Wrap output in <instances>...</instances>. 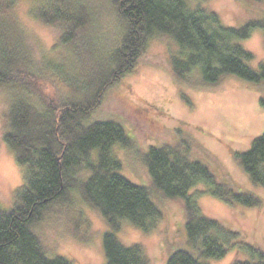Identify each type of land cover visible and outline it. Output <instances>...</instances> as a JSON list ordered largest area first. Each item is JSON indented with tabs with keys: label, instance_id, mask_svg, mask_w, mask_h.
<instances>
[{
	"label": "trees",
	"instance_id": "1",
	"mask_svg": "<svg viewBox=\"0 0 264 264\" xmlns=\"http://www.w3.org/2000/svg\"><path fill=\"white\" fill-rule=\"evenodd\" d=\"M91 1L43 0L36 9L39 20L63 30L61 41L72 48L80 62L86 87L79 96L57 100L61 103H50L35 90L42 98L41 107L21 96L12 100L4 141L25 172L24 185L17 191L13 207L0 208V264H71L64 257L47 256L35 227L48 210L73 191L110 228L103 238L106 264H150L141 245L122 243L116 232L124 220L147 232L154 228L162 215L154 195L182 205L188 243L197 252L195 255L178 249L166 264H207L206 260L222 259L233 249L238 254L246 249L252 257L244 261L237 255L231 264H264L262 249L244 245L238 232L205 216L190 195L197 185L205 184L211 195L229 204L261 207L258 192L226 172L222 180L206 164L191 159L190 145L183 149L151 146L142 156L150 185H137L121 175L122 163L111 151L117 143L130 145L124 128L113 121H87L107 91L137 64L147 42L157 34L174 39L181 48L172 57V72L179 83L210 88L230 75L263 83L264 64L259 70L250 68L246 61L252 60L253 54L239 41L248 39L254 29L264 30V17L240 28L225 27L216 13L192 10L186 0H110L125 30L120 44L106 58L93 54L90 36L95 18ZM15 3L0 0V86L25 90L28 88L24 84H30L32 75L36 79L38 76L24 47L23 32L11 14ZM194 71L198 73L196 81L191 80ZM43 87L51 85L46 81ZM95 150L97 158L91 160ZM234 156L250 182L264 189V133L253 139L248 151L234 152ZM82 168L84 176L79 175Z\"/></svg>",
	"mask_w": 264,
	"mask_h": 264
},
{
	"label": "rangeland",
	"instance_id": "2",
	"mask_svg": "<svg viewBox=\"0 0 264 264\" xmlns=\"http://www.w3.org/2000/svg\"><path fill=\"white\" fill-rule=\"evenodd\" d=\"M41 1L16 0L11 9L38 78L32 75L30 84H24L28 88L25 90L0 86V208L3 210L13 207L16 193L24 185L25 168L18 164L15 153L4 141L6 115L12 100L21 96L41 107L42 98L35 90L47 97L48 102L61 103L57 100L79 96L86 87L80 62L72 48L61 41L63 30L37 18L36 9ZM186 2L192 10L201 8L216 13L225 27L240 28L264 17V0ZM91 5L95 18L90 36L94 42L93 54L107 58L120 44L125 27L110 0H92ZM239 43L253 54L254 58L246 64L259 70L264 64V30L254 29L248 39ZM180 49L168 36L157 34L150 38L137 64L107 91L87 121H113L124 128L130 145L117 143L111 151L122 163L121 175L137 185H150L151 177L142 156L151 146L183 149L190 145L191 159L206 164L222 180L226 172L233 180L254 189L262 196L261 207L229 204L211 195L205 184L197 185L190 195L196 198L205 216L238 232L244 245L264 251V189L250 182L234 156V152L248 151L253 139L264 133V82L251 83L230 75L210 88L179 83L172 72V57ZM191 76L196 81L198 73L194 71ZM46 81L51 87H43ZM96 158L97 150L90 155L91 160ZM85 174L82 168L79 175ZM153 199L162 211L156 226L147 232L124 220L121 230L116 232L120 241L141 245L150 264H166L178 249L197 255L188 243L182 205L157 195ZM35 228L50 258L64 257L71 264L107 262L103 238L110 228L77 191L48 210ZM236 256L244 261L252 257L246 249L239 254L233 249L224 258L209 259L205 263L231 264Z\"/></svg>",
	"mask_w": 264,
	"mask_h": 264
}]
</instances>
